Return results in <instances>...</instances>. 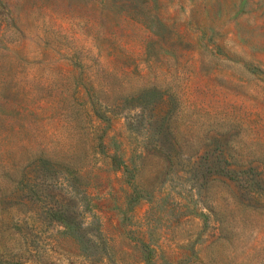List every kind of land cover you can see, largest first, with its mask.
<instances>
[{"label": "rangeland", "instance_id": "obj_1", "mask_svg": "<svg viewBox=\"0 0 264 264\" xmlns=\"http://www.w3.org/2000/svg\"><path fill=\"white\" fill-rule=\"evenodd\" d=\"M1 216L0 264H264V0H0Z\"/></svg>", "mask_w": 264, "mask_h": 264}, {"label": "trees", "instance_id": "obj_2", "mask_svg": "<svg viewBox=\"0 0 264 264\" xmlns=\"http://www.w3.org/2000/svg\"><path fill=\"white\" fill-rule=\"evenodd\" d=\"M40 156L41 157L39 158V161H41L42 164L47 166L50 163L49 159H45L43 154H40ZM113 161H115V156H113ZM68 162H69L68 164L64 165L65 177H66L65 179H67L68 181V186H71V188L72 187L76 188V185H78L79 187L83 188V192L88 198V195H89L88 188L90 185L88 182H85V175L82 174V172L84 171V169H88L90 165H82L81 167H77L75 163H72L71 161H68ZM105 162H106V158L101 159L99 162L100 165H97L95 169L104 168ZM254 196L257 197V193H254ZM67 209L69 210L70 207L68 206ZM51 218L58 220L59 223L62 225L63 229H61V233L63 234L64 237L73 239L77 243L78 249L80 250V254L85 255L90 252L89 247H87L86 245L87 233L84 231L85 229L84 219L79 220L77 218V215L72 214V213H66V211H62L60 213L54 212ZM7 222H8V216L0 217L1 228L5 226ZM168 230L170 231V228H168ZM144 246L146 247L145 244ZM145 247L143 248L141 247L143 256H145V252H146L144 250Z\"/></svg>", "mask_w": 264, "mask_h": 264}]
</instances>
